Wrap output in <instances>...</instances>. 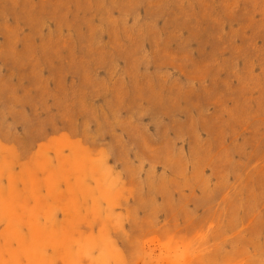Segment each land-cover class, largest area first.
Masks as SVG:
<instances>
[{
	"label": "rangeland",
	"instance_id": "374dc122",
	"mask_svg": "<svg viewBox=\"0 0 264 264\" xmlns=\"http://www.w3.org/2000/svg\"><path fill=\"white\" fill-rule=\"evenodd\" d=\"M0 264H264V0H0Z\"/></svg>",
	"mask_w": 264,
	"mask_h": 264
}]
</instances>
